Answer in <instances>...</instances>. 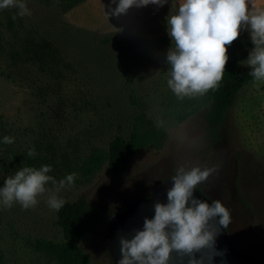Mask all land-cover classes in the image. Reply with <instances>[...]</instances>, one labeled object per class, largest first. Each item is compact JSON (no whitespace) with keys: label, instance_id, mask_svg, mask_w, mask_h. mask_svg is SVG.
<instances>
[{"label":"rangeland","instance_id":"obj_1","mask_svg":"<svg viewBox=\"0 0 264 264\" xmlns=\"http://www.w3.org/2000/svg\"><path fill=\"white\" fill-rule=\"evenodd\" d=\"M180 2L132 7L119 17L107 14L117 6L112 0H26L31 15L23 17L16 8L0 9V187L25 166L51 165L57 182L75 173L74 184L57 195L88 201L91 222L79 245L92 264H113L103 239L116 208L178 169L195 167L212 169L197 187L230 210L233 242L264 260V83L239 91L217 133L203 114L176 121L166 18ZM256 4L264 7V0ZM50 10L66 34L55 25L49 32L39 27L51 22ZM109 35L116 42L101 44ZM253 47L250 31L242 30L227 55L245 69ZM117 126L125 136L133 128L142 136L127 168L114 174L103 163L83 175L86 157L105 151ZM5 136L14 142L4 144ZM46 188L33 208L0 205V264H60L36 245L62 241L56 211L47 205L55 186Z\"/></svg>","mask_w":264,"mask_h":264},{"label":"clouds","instance_id":"obj_2","mask_svg":"<svg viewBox=\"0 0 264 264\" xmlns=\"http://www.w3.org/2000/svg\"><path fill=\"white\" fill-rule=\"evenodd\" d=\"M112 2L117 6L107 14L119 17L132 7L149 4L162 7L168 0ZM6 8L18 9L17 15L21 17L31 15L26 0H0V9ZM166 19L172 40L166 57L171 67L167 84L178 97L204 95L219 88L229 58L228 46L239 38L242 30L250 31L254 45L246 59L251 68L249 74L255 83H264V7H258L256 0H182L178 11ZM13 142V137L3 138L4 144ZM27 155L35 157V149L29 148ZM51 171L52 166L47 164L39 168H20L0 187V205L11 208L19 203L25 210L33 208L51 182L55 192L48 196L47 205L58 212L65 200L57 193L73 185L77 176L70 173L57 182L49 175ZM211 171L199 167L190 171L178 169L173 186L167 192V203L156 202L155 214L144 218L143 229L137 230L131 238H121L118 264H170L173 252L177 264H206V261L211 264L218 254L215 243L219 228L215 220L219 217L218 224L224 229L231 223L230 210L221 200L209 204L193 196Z\"/></svg>","mask_w":264,"mask_h":264},{"label":"trees","instance_id":"obj_3","mask_svg":"<svg viewBox=\"0 0 264 264\" xmlns=\"http://www.w3.org/2000/svg\"><path fill=\"white\" fill-rule=\"evenodd\" d=\"M53 12L55 11L50 10V13L45 16L48 17V21L51 22H41L39 27L44 29L42 31L49 32L51 27L53 29L55 25L57 28L62 29L60 34H66L67 29L62 28L57 21H52V18H59V13ZM43 33L44 32H39L41 36L39 38H42L41 41L46 38V36H43ZM115 42V37L110 35L100 41V43L104 45H112ZM250 71L251 68L249 66L245 69H241L237 59L229 57L223 79L217 90H210L204 95L193 94L183 97L174 96L171 108L174 119L178 122H182L193 115L203 114V117L208 121L213 133L219 132L224 116L228 109L234 104L239 91L245 85L254 81L253 77L249 74ZM141 145L142 136L135 128L125 136L121 133L120 126H117L116 132L108 141L106 150L97 149L89 154L82 164L81 172L83 175H91L95 173L103 163H106L110 172L119 174L127 168L131 161V155L134 154ZM146 195L148 194L144 196ZM136 197H139V195H133L121 206V209L126 207ZM64 200L65 204L58 212L56 211L54 220L55 225L61 230L62 241L56 242L39 239L36 245L60 264H92L88 254L79 245V243L86 239L88 234L91 222L90 205L83 196H78L72 200ZM115 212L114 210L110 216Z\"/></svg>","mask_w":264,"mask_h":264},{"label":"water","instance_id":"obj_4","mask_svg":"<svg viewBox=\"0 0 264 264\" xmlns=\"http://www.w3.org/2000/svg\"><path fill=\"white\" fill-rule=\"evenodd\" d=\"M175 175L153 188L150 194L134 198L126 207L117 210L109 217L103 241L113 264H118L121 259V238H131L137 230L143 229L144 218H152L155 214L154 205L156 202L167 203V192L173 186ZM193 196L209 204L213 202L198 187L194 190ZM218 221L219 217L215 220L216 226L219 228L215 243V251L218 254L214 256L211 264H264V260L256 254L245 250L241 251L231 239L228 229L219 226ZM199 255L200 253H197L198 257ZM172 256L170 264H177L176 253L173 252Z\"/></svg>","mask_w":264,"mask_h":264},{"label":"flooded vegetation","instance_id":"obj_5","mask_svg":"<svg viewBox=\"0 0 264 264\" xmlns=\"http://www.w3.org/2000/svg\"><path fill=\"white\" fill-rule=\"evenodd\" d=\"M170 179V178H169ZM169 179H166V180H169ZM165 181V180H164ZM156 186H158V185H156V184H154V185H152V188H151V191L149 192V193H151L152 192V190H153V188H155ZM149 193H146V194H149ZM144 195V194H143ZM119 209H121V207L120 208H116L115 209V211H117V210H119ZM228 229V228H227ZM240 248V247H239ZM240 250L241 251H246V249H243V248H240Z\"/></svg>","mask_w":264,"mask_h":264}]
</instances>
